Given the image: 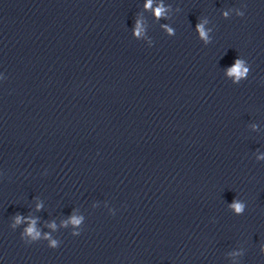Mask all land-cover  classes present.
Returning a JSON list of instances; mask_svg holds the SVG:
<instances>
[{"label": "clouds", "instance_id": "9594fccd", "mask_svg": "<svg viewBox=\"0 0 264 264\" xmlns=\"http://www.w3.org/2000/svg\"><path fill=\"white\" fill-rule=\"evenodd\" d=\"M157 15H160V10H157ZM201 34L203 35V32L201 31ZM233 72H236L238 75H242L243 73L240 72L239 64L235 68L232 69ZM239 208V206H237Z\"/></svg>", "mask_w": 264, "mask_h": 264}]
</instances>
